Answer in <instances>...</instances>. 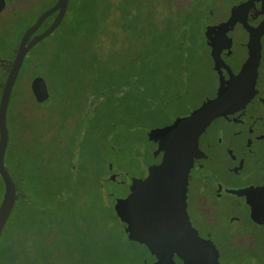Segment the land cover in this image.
Listing matches in <instances>:
<instances>
[{
  "label": "trees",
  "instance_id": "trees-1",
  "mask_svg": "<svg viewBox=\"0 0 264 264\" xmlns=\"http://www.w3.org/2000/svg\"><path fill=\"white\" fill-rule=\"evenodd\" d=\"M56 1L47 3L16 34L15 50L8 60L2 52L7 38L0 36V59L7 68L0 80V95L22 35ZM218 3L192 1L178 15L183 3L175 0L165 6L172 18L157 24L149 16V0H68L58 28L33 47L21 65L6 127L16 86L29 85L38 77L48 84L66 70L75 76L73 82L79 81V90L89 95L87 108L90 105L98 114L103 105L120 111L123 106L124 118L110 127L142 129L156 146L148 155L153 163L187 175L194 160L200 159L206 133L233 123L253 96L249 73L242 67L234 75L225 63L227 48L221 47L219 35L205 32L206 13ZM9 10L6 5L3 13ZM24 14L14 13L9 27H18ZM55 16L45 20L34 35L43 32ZM204 51L212 60L216 81L212 88L200 76ZM149 73L154 78L148 79ZM24 101L19 105L25 130L31 135L36 126L31 105ZM181 122L187 123V129L181 128ZM73 135L67 148L61 140L47 141L38 150L28 149L21 159L16 157L10 167L5 152L4 166L16 188V199L0 235V264H185L184 253L162 246L157 249L150 241L140 244L139 223H147L153 232L147 213L154 202L143 198L147 190L133 185L129 191L137 195L129 198L125 210L115 207L117 199L104 207L97 186L84 173L87 152L76 151ZM98 158L99 153L97 161L90 163L95 173ZM2 197L0 177V202ZM97 204L101 222L94 214ZM115 223L123 232L112 240Z\"/></svg>",
  "mask_w": 264,
  "mask_h": 264
},
{
  "label": "rangeland",
  "instance_id": "rangeland-1",
  "mask_svg": "<svg viewBox=\"0 0 264 264\" xmlns=\"http://www.w3.org/2000/svg\"><path fill=\"white\" fill-rule=\"evenodd\" d=\"M51 1L53 0H6V5L10 7V10L0 15V36H6L7 38L5 47H3L4 49L2 50L7 60L15 50L18 38L16 34H19L24 25L29 23V21ZM174 1L175 0H149V16L151 19L157 24L167 23L172 16L171 13L166 10L165 6ZM181 1L184 5H181L178 15L183 13L184 8H186L185 5L187 4L186 0ZM250 2H252V0H249L248 4L238 3L233 8L226 10L216 27L213 26L214 22L212 19L207 21L205 32L213 33L212 31L217 28L220 36L224 39H228V32H230L237 41V45H239L242 50L249 51L258 58L261 57V63L264 65V58L262 57V53H264V29L260 28L262 14H257L253 12L252 9H249V6H251V4H249ZM26 3L27 5H24ZM14 13L16 15L19 13L25 14L18 27L10 28L9 26L14 20L11 19V17ZM176 18L178 17L176 16ZM201 30L203 32V28ZM0 62H2L1 59ZM199 63L201 78L207 83L209 88L216 86L215 77L211 71L212 60L208 59L205 51ZM154 76V74L149 73L147 78L152 79ZM73 80H76L75 76L69 75L66 70H64L62 73H57L51 83L47 82L48 84L46 85L51 97L49 101H51V103L50 105L48 104V107L42 109L32 103V105L36 107L33 112L39 130H34L31 135L25 130L26 121L20 117L19 109V104L23 100L31 104L28 84L26 83L25 86L22 84L15 87L14 101L11 102L9 107L7 119L9 137L6 151L7 167L12 165L16 157L20 156L21 159L28 149L38 150L41 146L47 144V141L52 143L61 140L63 145L67 148L70 142L68 139L74 134V141L77 144L76 151L79 153L87 152L85 153V163L88 164L85 167L84 173L86 176H89L97 186L98 192L103 198L102 202L104 207L105 205L110 206L112 202L115 203L117 199L118 203L117 205L115 203V207L118 206L120 211L125 210L127 208V203H129V198H134L135 195H137V193L129 191L134 185L138 186L141 191L144 188L150 192L146 193L143 191L147 194V196L144 195L143 198L150 197L153 199L155 205H151V207L154 208L153 210H155L157 214L160 216L165 214L170 215L174 210V204L180 200V194L187 192V189L185 192L180 190L181 185L177 182L178 179L181 178L182 180V178H186L188 180L191 175H189V173H187V175L172 173L171 177L163 175V180H161L162 177L158 176L161 166H157L153 163L152 158L148 156L150 153L152 155L154 151V146L152 144V150L142 158L140 165L132 174L130 181L124 182L127 175L130 176L131 172L123 169L124 161L122 159H117L115 154L116 149L123 148V145L127 144L129 140H142L146 138L144 131L142 129L122 128L121 126H117L116 128L110 127V125L115 126V123H119L117 119L122 120V118H124V112L126 111L123 106L120 111V108L114 109L112 105H103L100 108L101 111L98 114L95 113L90 105L87 108L85 97L89 95L86 94L85 91L79 90V81L73 82ZM168 100L169 98H167V101ZM166 109L170 108L166 107ZM171 112L174 114L173 111ZM98 117L101 118L102 122ZM181 127L186 128L187 125L182 123ZM115 136L124 139L111 142V139ZM98 153V173H95L90 170V163L94 164L97 161ZM111 165L113 167V176L120 178L123 182L119 184L111 182L109 169ZM168 178H172L174 184H172L171 180H167ZM149 179L153 181L150 183L148 181ZM181 180H179V182ZM206 187V191H209L208 196H212L208 200L206 196L198 195L197 202L211 213L210 216L213 219L222 218V215H219L220 217L217 216L218 214L214 215L212 211L214 210L213 206H216L215 203L217 202L223 201L228 203L230 200L226 199L219 201L220 195L215 193L209 185H206ZM175 188L180 190L179 195L174 190ZM184 195L186 196V194ZM227 207L232 209L235 215L240 218L239 226L237 225L236 227L238 229L232 231L231 234L228 235V240L232 243H230L231 248L228 249L230 250L229 253H238V260L246 259L249 256L248 253L261 249V245H264V235L259 233L262 240L258 243H254L249 233L241 229L243 227L250 228L243 219V217H245V207L235 206L231 203H228ZM97 208H99L98 204L95 206L96 210H94V214L96 219L101 222L102 213L100 217L101 211L97 210ZM226 222L229 223L230 221ZM231 223H234V221ZM138 225L142 226L141 236L143 240L140 244L146 245V241H150L157 249L163 246L164 249L172 248L179 253H183L182 250L185 247V241L181 235V230L175 222H170L158 233L154 230L151 232L147 223L141 222ZM114 226H116V228L113 230L112 240H115L119 235L121 236L123 232V229L121 230L116 223ZM124 236L125 235H122L123 240H125ZM134 238L139 242L138 236ZM134 242H136V240L133 241V243ZM219 243L221 246V241H219ZM76 254L80 256V253ZM187 254L188 256L185 257V264H203V261L197 257V255L190 253L189 250ZM207 254L210 255L211 253ZM261 255L262 253H258L257 255L259 256L257 259L258 264H264V255ZM3 264L6 263L4 262Z\"/></svg>",
  "mask_w": 264,
  "mask_h": 264
},
{
  "label": "flooded vegetation",
  "instance_id": "flooded-vegetation-1",
  "mask_svg": "<svg viewBox=\"0 0 264 264\" xmlns=\"http://www.w3.org/2000/svg\"><path fill=\"white\" fill-rule=\"evenodd\" d=\"M192 1L196 2L197 0H186L187 5H192L190 4ZM248 1L220 0L218 6L208 10L205 20L212 19L213 26L216 27L226 10L233 8L238 3L248 4ZM249 4H251L249 9L257 14H262L260 28L264 29V0H252ZM5 7L0 14L3 13ZM212 32L219 35L221 47L227 48L228 59L225 63L229 70L236 75L244 67L245 71L249 73L247 79L248 81L251 79V82L254 83L253 96L240 108L233 123L220 124L218 129L206 133L208 140H205L206 142L202 145L200 159L194 160V166L189 172L191 176L185 184L187 189L186 204L181 206V213L190 234L196 238L197 248L206 255L211 253L210 257L215 258V264H258L259 256L257 255L258 253H262L261 256L264 255V245H261V249L248 253L249 256L246 259L238 260V253H229L231 242L228 240V235L238 229L236 227L239 226L240 218L227 205L231 203L235 206L245 207L243 219L250 228H240L249 233L254 243L260 242L262 238L259 233L264 235V65L261 63V57L258 58L249 51L242 50L230 32H228V39L221 37L217 28ZM262 54L264 58V53ZM6 70L5 62L2 60L0 62V80L3 79ZM31 83L32 81L28 85L31 101L29 105L32 106H30V110H32V112L30 111L32 115H30L36 126L35 130H39L33 112L36 107L32 103L42 109L48 107L51 101L44 107L38 104L32 94ZM48 94L51 98L49 90ZM23 106L25 107V105ZM19 109L22 118L20 105ZM153 146L155 145L153 144ZM206 185H209L215 193L220 195L219 201L230 200L228 203L217 202L216 206H213L214 215H222V218L219 216L220 218L213 219L210 216L211 213L197 202L198 195L206 196L208 200L212 196H208L209 191H206ZM148 221L150 222L149 219ZM232 221L234 223H231ZM177 226L183 236L182 224L178 223ZM219 241H221L222 247ZM189 252L199 257L198 252H193L190 249ZM186 255L187 253H184V256Z\"/></svg>",
  "mask_w": 264,
  "mask_h": 264
},
{
  "label": "water",
  "instance_id": "water-1",
  "mask_svg": "<svg viewBox=\"0 0 264 264\" xmlns=\"http://www.w3.org/2000/svg\"><path fill=\"white\" fill-rule=\"evenodd\" d=\"M5 4H6L5 0H0V13L4 9ZM67 4H68V0H57L56 3L51 8L44 11L37 18L35 23L24 32L18 44L14 59L11 63L8 75L6 77V81L2 89V93L0 96V177L3 182V197L0 202V235L12 212L16 199V188L14 186L11 177L9 176L8 171L5 169L4 166V156L8 145L6 114H7L10 95L26 55L33 47H35L37 44H39L47 37H49L58 28V26L60 25L63 19ZM55 13L56 16L51 22V24L40 34L34 35L41 27L43 22ZM31 91L38 104H40L43 107L49 104L50 98L48 94L47 85L42 78L38 77L32 81ZM182 123H185L187 125L186 122H181L179 123V125L181 126ZM183 129L185 130L187 129V127ZM121 139L124 138L115 136L114 138L111 139V142L112 141L115 142ZM123 146H124L123 148H117L115 154L117 159H122L124 161L123 169L131 172L130 176L127 175V177L125 178L124 182H126V181H130L132 174L136 171V169L140 165L142 157L145 154L149 153V151L151 150L152 139L146 137L143 138L142 140H129L128 143ZM109 169H110V177H111L110 180L112 183L119 184L120 182H123L120 178L113 176L114 174H113L112 165L109 167ZM159 170L160 171L158 172V176L162 177L161 180H163V175H168L169 177H171L172 175V173L169 172L166 169V167L163 168L161 166V169L159 168ZM167 180H171L172 184H174L172 178H168ZM179 180H181V178L178 179L177 181L181 185L180 190L184 191L186 179L182 178L180 182ZM148 181L151 183L153 180L149 179ZM174 190L178 193V195L180 194L179 192L180 190H178V188H175ZM184 194H180L179 196L180 200L174 204V210L170 215L165 214L166 216L165 215L160 216L159 214L156 213L155 210H153L154 208L150 206V212L147 213V218L150 220L151 224L153 225V230L157 233L162 231L166 227V225L169 224L170 222L182 224L184 229L183 230L184 233L182 234H183V239L185 241V247L182 250V252L187 253L189 249L193 252L196 251L198 252L197 254L199 255L200 259L203 261V264H215V258H212L210 257V255H206L199 251L196 245V238L190 234L187 228L186 221L181 213V206L182 205L185 206ZM152 205H155V202ZM175 207H177L176 211H175ZM176 252L179 253L178 251ZM186 256H188V254Z\"/></svg>",
  "mask_w": 264,
  "mask_h": 264
}]
</instances>
